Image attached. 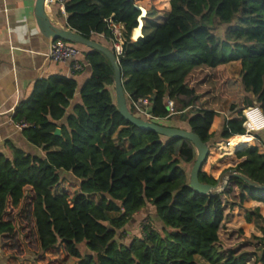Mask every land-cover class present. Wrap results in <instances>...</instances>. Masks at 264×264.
I'll list each match as a JSON object with an SVG mask.
<instances>
[{"label": "trees", "instance_id": "1", "mask_svg": "<svg viewBox=\"0 0 264 264\" xmlns=\"http://www.w3.org/2000/svg\"><path fill=\"white\" fill-rule=\"evenodd\" d=\"M154 1L65 0V26L97 42L96 36L112 37L109 21L122 25L125 42L118 63L128 111L133 114L131 101L151 96L154 124L165 121L170 124L162 127L189 131L208 149L216 145L209 132L216 112L224 111L219 140L228 142L219 152H232L228 144L234 142L231 172L264 186V153L249 147L253 141L242 116L251 107L264 114V0ZM139 7L147 16L161 13L163 20H145L143 29L152 25L154 30L132 42ZM75 46L91 71L79 90L81 103L71 106L75 81L54 75L38 81L15 109L13 120L30 125L21 130L23 138L42 154L11 144L10 157L0 151V245L15 233L4 219L8 207L16 208L28 191L38 253L22 262L34 264L46 256L51 264H246L253 257V264H264V227L261 238H252L259 244L255 252L235 254L226 248L218 236L222 192L195 193L182 167L196 159L192 144L124 120L108 60ZM232 63L240 67L237 79L225 72ZM167 98L174 103L172 116ZM198 180L219 185L202 171ZM228 183L238 191L235 205L248 198L264 206V190L239 179ZM92 196L99 197L98 203ZM142 211L146 216L133 221ZM252 218L263 222L257 211H247L245 221ZM118 238L126 241L119 244Z\"/></svg>", "mask_w": 264, "mask_h": 264}, {"label": "crops", "instance_id": "2", "mask_svg": "<svg viewBox=\"0 0 264 264\" xmlns=\"http://www.w3.org/2000/svg\"><path fill=\"white\" fill-rule=\"evenodd\" d=\"M35 1L36 0H0V151L7 157L11 155L7 147L9 144L28 154H42L40 149L35 148L23 138L21 131L12 123L15 109L31 96L33 87L38 81L46 80L54 75H60L74 80L77 89L71 101V106H73L81 103L79 99V90L91 75L89 65L82 56L79 57V62L82 64L83 69L72 74L70 73L69 63L59 64L49 60L47 55L50 50L51 42L43 36L37 26L35 18ZM147 14L146 12V17L143 20V27L145 25V20H148ZM46 15L53 25L68 30L65 26L67 14L64 11V7L62 11L57 5H51L50 8L46 10ZM158 15H161V13L152 15L149 20ZM142 30L140 32L135 31L137 36L140 37L142 35ZM95 40L103 46L108 48L111 47L110 42L103 36H96ZM80 49L81 48H79V50ZM224 121V118L217 114L209 131L213 133V140L216 145L221 144V147L224 145L226 146L228 142V140H219V133ZM252 135H257L264 144V131ZM252 138V147H257L259 153L263 154L264 146L253 136ZM241 139L243 144V138ZM204 173L209 175L208 170H205ZM217 181L219 180L217 179ZM236 195L238 197V191ZM235 209L239 211L237 215H241V221H236L240 229V241L250 238H261L262 233L260 228L264 227V206L261 203L246 198L240 206L236 205ZM247 211H257L263 222L256 224L254 218H252L250 222H246L245 214ZM142 216H146L145 211L134 216L133 221L138 220V218ZM225 218L226 214L224 210V219L221 223L219 232L222 224L225 223ZM141 221H139V223ZM241 230L243 231V235ZM1 246L2 245H0V248ZM256 246L258 248L259 244H255L254 247ZM254 247L250 246L251 249ZM257 248H254L253 252H255ZM246 253L248 252L239 251L235 254ZM0 264H5L4 259H0Z\"/></svg>", "mask_w": 264, "mask_h": 264}, {"label": "rangeland", "instance_id": "3", "mask_svg": "<svg viewBox=\"0 0 264 264\" xmlns=\"http://www.w3.org/2000/svg\"><path fill=\"white\" fill-rule=\"evenodd\" d=\"M163 1L164 0H156L154 1V4H158ZM150 17L151 15L148 16L147 19H149ZM150 20H152V22L160 23L163 20V15L161 14L155 16L153 17V19ZM154 27L155 26L152 25L145 26L142 31V34L144 36L150 35L151 32L154 30ZM225 72L230 78L237 79L240 74V67L235 63L228 64L225 66ZM159 123L162 126H169L170 124L169 122L165 121H161ZM231 144H228V149L233 152L235 149L233 150L230 148ZM220 145H215L214 147L209 148V153L206 162L202 167V171L205 172V170H208V174L218 179L220 181L219 184L221 186L224 182V179H226L227 175L231 173L232 168L236 164V160L233 157L234 153L232 152H219V150H221L223 147H226L225 145L222 147ZM249 147H252V144ZM124 148H127V145H125ZM182 167L186 171V173L189 174L192 164L183 165ZM228 184V181H225V186L222 189L218 187L219 189L217 191L222 192L221 199L226 214L225 223L222 224L221 230L219 232V239L220 242L226 248L232 249L234 253L242 251L251 254L253 253V249L257 248V246L254 247L255 241L252 238L240 241L241 234L239 233L240 229L239 225H237V222L241 221V215H237L239 214V211L235 209V204L238 203V197L236 195L237 189ZM92 198L95 203H98V196H92ZM30 201L31 195L27 191L25 198L16 208H12L11 206L8 207L7 214L4 217L5 220L11 221L12 224L15 226L14 235L10 237V239H7V241H3V244L0 248L1 258L4 259L5 264H31L25 261L22 262V260H25V258L29 256V254L38 253V245L36 242L35 235L33 233V224L31 222ZM148 212L149 209H147V213ZM130 223L132 222L130 221ZM152 227L156 228V225L153 223ZM131 231V228L127 231L129 232V236L132 234ZM241 232L243 235L242 230ZM135 233H140L139 227L136 229ZM125 241L126 238H124V240L123 238H118L116 240V242L119 244H122ZM250 246H253L254 248L251 249ZM80 249L82 252L85 250L83 246H80ZM34 264H51V259L46 256L43 258H36ZM246 264H253V258H246Z\"/></svg>", "mask_w": 264, "mask_h": 264}, {"label": "water", "instance_id": "4", "mask_svg": "<svg viewBox=\"0 0 264 264\" xmlns=\"http://www.w3.org/2000/svg\"><path fill=\"white\" fill-rule=\"evenodd\" d=\"M44 2L45 0L35 1L36 23L43 36L49 39L51 43L57 40H61L66 43L79 45L101 53L108 60L114 73L115 103L117 110L122 118L140 130L153 132L168 139H183L189 141L192 144L196 151V159L189 173V186L195 193L203 196H209L213 192L217 193L220 187L223 188L225 186V183H222V185L218 188V186L212 187L207 184H201L198 180L199 173L202 171V167L205 164L209 153L208 147L199 139V137L186 130L162 127L151 122L143 121L133 116L128 111L126 105L119 63L117 62L112 51L102 44L84 38L80 34L74 33L70 30H64L63 28H58L53 25L46 15V5L44 4ZM138 10L141 14L137 20L138 28L136 31L140 32L143 28V20L146 17V11L141 7H139ZM55 134L59 135V130H56ZM231 179H239L250 187L264 190V186H258L247 178L237 174L236 172H231L230 174H228L224 181H229Z\"/></svg>", "mask_w": 264, "mask_h": 264}, {"label": "built area", "instance_id": "5", "mask_svg": "<svg viewBox=\"0 0 264 264\" xmlns=\"http://www.w3.org/2000/svg\"><path fill=\"white\" fill-rule=\"evenodd\" d=\"M65 0H45L44 4L46 7L50 8L51 5H57L62 11L64 7ZM108 27L111 32L112 37L108 40L111 44L112 53L114 54L117 62L119 61V57L123 53V44L125 39L123 38L124 28L120 24L113 23L112 21L108 22ZM139 36L136 35L135 31L131 35V41H136ZM80 50L77 46L68 44L64 41L57 40L52 42L50 45V50L47 55L49 60L53 63L59 64H70V73L79 72L83 69L82 64L79 62ZM151 96H146L144 98H140L136 101H131V107L133 110V116L139 118L146 122L157 121L158 119L153 117L150 113L151 107ZM165 108L169 114L172 116L175 114L174 112V103L173 101L166 99ZM216 114L221 115L224 118V122L227 120V116L225 112L217 111ZM242 116L244 118L243 129L245 133L248 135H252L254 133L264 131V114L258 107L247 108L242 112ZM15 127L18 130H22L30 127V125L23 121H12ZM225 183V181L223 182ZM220 187V184L218 185ZM220 189H222L220 187Z\"/></svg>", "mask_w": 264, "mask_h": 264}, {"label": "bare ground", "instance_id": "6", "mask_svg": "<svg viewBox=\"0 0 264 264\" xmlns=\"http://www.w3.org/2000/svg\"><path fill=\"white\" fill-rule=\"evenodd\" d=\"M47 9H48V7H46V10H47ZM136 35H137V34H136ZM246 135H247V134H246ZM246 135H244V136H246ZM248 136H250V137L252 138L251 135L248 134ZM252 141H253V138H252ZM226 145H227V143H226ZM230 148L234 150L233 143L230 145ZM240 148H241V147H240Z\"/></svg>", "mask_w": 264, "mask_h": 264}]
</instances>
